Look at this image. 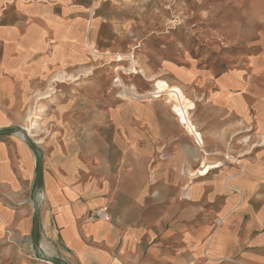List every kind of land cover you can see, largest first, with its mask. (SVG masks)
I'll use <instances>...</instances> for the list:
<instances>
[{"label":"crops","instance_id":"crops-1","mask_svg":"<svg viewBox=\"0 0 264 264\" xmlns=\"http://www.w3.org/2000/svg\"><path fill=\"white\" fill-rule=\"evenodd\" d=\"M143 1L0 0V131L42 152L40 249L66 264H264V96L251 102L240 70L163 61L142 71L161 78L152 90L117 98L110 81L154 18ZM36 166L22 135L0 136L14 264H50L31 240Z\"/></svg>","mask_w":264,"mask_h":264},{"label":"rangeland","instance_id":"rangeland-1","mask_svg":"<svg viewBox=\"0 0 264 264\" xmlns=\"http://www.w3.org/2000/svg\"><path fill=\"white\" fill-rule=\"evenodd\" d=\"M143 4L153 7L154 18L139 23L143 39L119 69L117 78L125 88L134 87L140 95L152 90L161 78L156 74L148 78L142 71L157 73L160 63L168 61L213 76L240 70L251 85V102L263 98L264 0H144ZM181 71L176 74L181 76ZM0 264L14 263L0 254Z\"/></svg>","mask_w":264,"mask_h":264},{"label":"water","instance_id":"water-1","mask_svg":"<svg viewBox=\"0 0 264 264\" xmlns=\"http://www.w3.org/2000/svg\"><path fill=\"white\" fill-rule=\"evenodd\" d=\"M12 134H19L23 136V139L25 140L26 144L32 152L34 153L36 157V174H35V185L33 188V196H32V209H33V230H32V238L33 241V248H34V255L37 257V259L40 261H44L50 264H66L60 259H55L51 256L44 255L41 253L40 244L38 240V230H39V224H38V203H39V195L41 191L42 186V152L38 146L34 144V142L31 140L29 134L27 131L23 129H5L4 131H0V136H6V135H12Z\"/></svg>","mask_w":264,"mask_h":264},{"label":"built area","instance_id":"built-area-1","mask_svg":"<svg viewBox=\"0 0 264 264\" xmlns=\"http://www.w3.org/2000/svg\"><path fill=\"white\" fill-rule=\"evenodd\" d=\"M113 85H114V88L117 89V93H116V97L119 98V99H127V100H136L137 97H133L130 92L128 90H130V88L132 87H128V88H125L124 87V84L123 82H121L117 77L114 78L113 80ZM134 88V87H133ZM132 88V89H133ZM137 92V91H136ZM225 160L227 161H231V162H234L236 164H239V161L237 159H234L232 156L230 155H225ZM104 215V210L101 209L99 211H96L94 213H90L88 216H87V220L88 221H94V220H98L100 219L102 216ZM41 253H43L44 255H47V256H50L48 255L46 252H44L42 249H41ZM37 259V257H36ZM38 260V259H37ZM39 261V260H38Z\"/></svg>","mask_w":264,"mask_h":264}]
</instances>
